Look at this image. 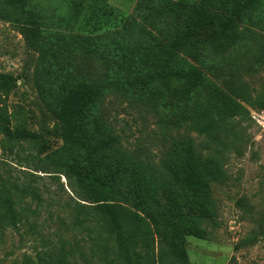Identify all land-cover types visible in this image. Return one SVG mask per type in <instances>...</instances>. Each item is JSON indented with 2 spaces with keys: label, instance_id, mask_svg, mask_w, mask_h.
I'll return each mask as SVG.
<instances>
[{
  "label": "trees",
  "instance_id": "1",
  "mask_svg": "<svg viewBox=\"0 0 264 264\" xmlns=\"http://www.w3.org/2000/svg\"><path fill=\"white\" fill-rule=\"evenodd\" d=\"M68 1V17L58 19L64 30L48 26L55 21L35 0H0V18L24 25L39 53L21 76L63 142L35 160V170L65 190L63 174L73 193L64 199L32 172L0 194L6 219L50 247L46 264H192L184 240L207 233L202 223L215 210L214 184L225 182L226 151L240 150L239 120L264 109V81L256 79L264 47L242 64L249 78L227 62L243 27L264 30V0H139L107 31L88 13L92 2ZM82 21L85 32L70 30ZM18 79L0 70L1 98ZM131 107L139 113L135 138L122 117ZM138 119H151L149 131ZM231 132L238 138L229 141ZM28 197L34 208L23 205ZM46 199L67 212L59 222L73 242L58 247L43 232L36 218Z\"/></svg>",
  "mask_w": 264,
  "mask_h": 264
},
{
  "label": "rangeland",
  "instance_id": "2",
  "mask_svg": "<svg viewBox=\"0 0 264 264\" xmlns=\"http://www.w3.org/2000/svg\"><path fill=\"white\" fill-rule=\"evenodd\" d=\"M88 1L94 4L88 8L93 22L99 31H107L113 29L122 17H127L139 0ZM35 3L45 15L54 19L55 22L48 26L66 30L67 27L58 19L68 17V0H35ZM84 26L82 21L74 30L69 29L83 33ZM23 30L21 23L0 18V70L19 76L13 91L0 97V194L7 189L13 193L15 186L29 180L33 172L41 176V184H46L51 192H63V198L68 199L73 193L63 174L61 182L65 184V190L60 188L58 179L35 170V160L39 161L46 152L56 149L63 142L53 128L52 117L40 105L32 82L21 76L24 71L34 69L39 55L27 43ZM263 47L264 30L243 27L240 43L227 55L228 65L237 61L244 78H249L243 66L248 65L253 55ZM256 79L259 83L264 81V67ZM122 117L124 122H128L127 133L133 134L134 138L139 135L135 121L139 118L137 109L131 107ZM150 120L143 122L138 119L139 127L149 131ZM238 128L242 133L240 150L231 146L226 151L225 182L214 184L212 199L215 210L213 216L202 223L207 233L204 237L188 235L184 240L185 251L192 264H264V109L251 108L250 115L239 120ZM232 133L228 134L229 141L236 137ZM191 134L193 136V132ZM204 140V136L198 137L199 142L204 143ZM44 194L48 198L47 193ZM19 200L15 199L14 205L18 211L22 206ZM23 205L34 208L36 200L28 197ZM8 215L7 210L0 206V264H46L53 254L47 251L50 247L44 246L39 237L26 235L27 225H13L6 219ZM61 215L67 217V212L59 202L49 204L46 199L40 216L34 217L41 222L48 239H52L58 247L62 245V239L73 242L72 234L59 222ZM83 244L84 250L88 251L89 244Z\"/></svg>",
  "mask_w": 264,
  "mask_h": 264
}]
</instances>
